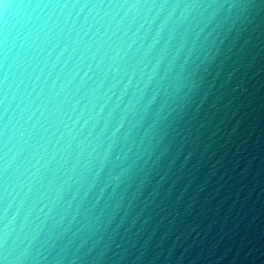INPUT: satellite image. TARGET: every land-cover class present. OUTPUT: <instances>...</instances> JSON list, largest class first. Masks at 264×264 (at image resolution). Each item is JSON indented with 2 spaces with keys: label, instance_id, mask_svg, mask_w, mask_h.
<instances>
[{
  "label": "clouds",
  "instance_id": "9594fccd",
  "mask_svg": "<svg viewBox=\"0 0 264 264\" xmlns=\"http://www.w3.org/2000/svg\"><path fill=\"white\" fill-rule=\"evenodd\" d=\"M253 100L264 0H0V264L223 259L209 189Z\"/></svg>",
  "mask_w": 264,
  "mask_h": 264
},
{
  "label": "water",
  "instance_id": "95a60500",
  "mask_svg": "<svg viewBox=\"0 0 264 264\" xmlns=\"http://www.w3.org/2000/svg\"><path fill=\"white\" fill-rule=\"evenodd\" d=\"M251 91L249 87V93ZM249 93L245 96L252 99ZM243 111L250 114L246 121L247 130L241 129V140H246L241 145L242 153L233 155L236 146H231L229 155L217 165L218 171L209 189L213 193L210 222L214 223L207 242L215 245L214 257H223L215 259L214 264H255L251 257L257 255V249L264 248V192L261 191L264 188V168L260 165L264 156V134H261L264 111L259 108L258 100H253ZM235 122L234 119L232 123ZM249 159L252 164L244 174L242 169ZM238 223L239 229L236 227ZM200 239H205L203 232ZM246 254H249L247 260L244 259Z\"/></svg>",
  "mask_w": 264,
  "mask_h": 264
}]
</instances>
